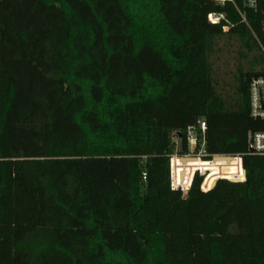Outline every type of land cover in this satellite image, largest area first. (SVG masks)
Instances as JSON below:
<instances>
[{
  "label": "trees",
  "instance_id": "trees-1",
  "mask_svg": "<svg viewBox=\"0 0 264 264\" xmlns=\"http://www.w3.org/2000/svg\"><path fill=\"white\" fill-rule=\"evenodd\" d=\"M234 3L246 24L208 0H0V264H264V0ZM224 38L248 60L227 99ZM188 129L246 180L174 189V168L209 166L171 158Z\"/></svg>",
  "mask_w": 264,
  "mask_h": 264
},
{
  "label": "rangeland",
  "instance_id": "rangeland-1",
  "mask_svg": "<svg viewBox=\"0 0 264 264\" xmlns=\"http://www.w3.org/2000/svg\"><path fill=\"white\" fill-rule=\"evenodd\" d=\"M217 48L218 51L213 58L215 86L218 92H220V94H222L223 97L227 99L231 98L234 93V89L236 86V69L240 65L243 66L245 70L248 69V60H240L239 51L241 50V46L240 42L237 39L224 38L218 42ZM174 143V155L172 156V158L176 157L179 159L180 157H183L179 155V142L174 139ZM187 156L196 158V160L189 161H196L197 163H207L209 164V166L205 167L202 171H199L200 173L198 171H191V169L187 168L186 166H182L178 170L174 168V172L172 173V180L174 182V185L187 187L192 175L195 173L203 178V189H207L212 181L216 178L236 181L239 179V177L242 176L240 175L241 173L238 168V163L236 162L237 159L239 160V158L237 157L231 160L229 163H226L223 160L212 161V157L209 161L203 162V150L200 148V151H196V148L194 150L191 144H188ZM182 173H184V178L181 179L180 174ZM178 189L181 190L180 188Z\"/></svg>",
  "mask_w": 264,
  "mask_h": 264
},
{
  "label": "built area",
  "instance_id": "built-area-1",
  "mask_svg": "<svg viewBox=\"0 0 264 264\" xmlns=\"http://www.w3.org/2000/svg\"><path fill=\"white\" fill-rule=\"evenodd\" d=\"M208 1L213 3L216 6H224L225 4H231L237 10L238 14L241 17L242 22L246 24V19H245L244 14H242L241 11L236 7L234 0H208ZM243 7L249 10H256L258 7V0H243ZM207 21L211 24H219L221 21L226 22L224 14H214V13L209 14L207 16ZM222 31L227 32L228 27L223 26ZM250 92H251V97H250L251 117L264 119V81L262 79L253 80L250 85ZM197 127H198L199 132L203 134L205 131V123L200 121L197 123ZM187 142L188 144H191L193 146V149L195 150L196 135L193 129L187 130ZM248 151L253 154H264V133H255L249 136ZM171 179H172V175H171ZM191 181H192V178L189 182V185L191 184ZM189 185L187 187L177 186V185H174V182L172 180V187L174 189L180 188L183 195L186 194V191ZM201 190L204 191L202 185H201Z\"/></svg>",
  "mask_w": 264,
  "mask_h": 264
},
{
  "label": "water",
  "instance_id": "water-1",
  "mask_svg": "<svg viewBox=\"0 0 264 264\" xmlns=\"http://www.w3.org/2000/svg\"><path fill=\"white\" fill-rule=\"evenodd\" d=\"M235 159L234 157L232 156H213L211 158L212 161H215V160H223L225 161L226 163H229L231 160ZM181 164L185 165L189 160H196V158L194 157H189V156H185V157H181L179 158ZM180 178H184V173L180 174ZM246 180V175H245V172L243 173V176L239 177L238 180L236 181H231V182H234V183H241V182H244ZM217 180L212 184V187L211 189L215 186Z\"/></svg>",
  "mask_w": 264,
  "mask_h": 264
}]
</instances>
